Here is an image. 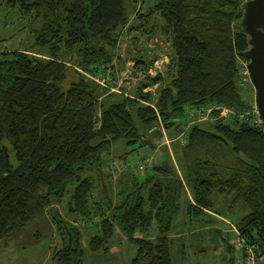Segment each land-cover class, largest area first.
<instances>
[{
    "label": "trees",
    "instance_id": "16d2710c",
    "mask_svg": "<svg viewBox=\"0 0 264 264\" xmlns=\"http://www.w3.org/2000/svg\"><path fill=\"white\" fill-rule=\"evenodd\" d=\"M245 1L18 0L41 29L35 49L0 52V247L46 217L40 221L53 224L61 239L52 242L47 264H87L89 251L112 249L117 225L137 247L132 264H172L168 234L185 200L187 213L199 216L205 209L221 215L214 209L221 199L228 211L247 212L231 224L232 241L218 228L234 254L231 264L248 256V246L264 264V121L256 122L257 114L240 120L213 111L207 121L188 115V122L197 123L189 125L185 143L177 130L170 149L157 144L159 118L145 103L152 93L143 91L161 84L156 106L169 130L187 106H199L206 115L217 103L249 110L251 98L238 86L237 67L249 48L241 26ZM123 32L135 35V44L141 35L151 40L155 60L132 57L146 73L162 52L171 57L165 80L161 71L148 74L147 82L132 90L141 101L111 92L76 69L105 71ZM157 35L167 48H153ZM71 61L74 67L67 64ZM247 85L254 94V86ZM215 117L212 126H203ZM124 139L139 143L143 153L109 155L111 145ZM147 155L151 159L140 169L121 165ZM62 200L66 215L55 206ZM107 206L115 210L112 216L98 213ZM98 214L99 230L83 244V225L73 219ZM155 228L158 235L152 238ZM37 237L39 230L31 239Z\"/></svg>",
    "mask_w": 264,
    "mask_h": 264
},
{
    "label": "rangeland",
    "instance_id": "374dc122",
    "mask_svg": "<svg viewBox=\"0 0 264 264\" xmlns=\"http://www.w3.org/2000/svg\"><path fill=\"white\" fill-rule=\"evenodd\" d=\"M11 1H15L17 3L12 4ZM133 16L134 15H132V17ZM40 29V20H38L34 16V14L23 12L21 6L18 3V0H0V52L35 49L36 37L39 34ZM134 36L135 35L133 34H124V32L121 35L120 42L113 51L114 58L108 65L109 68L105 69V71L103 72V84L99 83L93 78L100 73H89L78 67L76 69L83 72L95 83L100 84L111 92L117 91L121 94L131 96L132 98L139 100L140 98L137 97L135 93L132 92V90L135 91L137 88H140L143 83L147 82L148 78L146 71L141 69L143 68V66L138 64L137 61L132 57L133 55L135 57H140L143 54L145 58L149 60H155V54L153 52V49L149 47L152 45L150 44L151 40H148L147 36L145 37L144 35H141V38L137 42V44L134 43ZM158 36L159 35H157V38H154V42L158 43L153 45V48L155 46H159V44L164 48L167 47L165 43H162V41H160L162 38L160 39V36ZM164 61L165 60H163V63ZM67 64L74 67L75 62L71 61L67 62ZM168 64L166 65V68L163 67L162 76L165 77L164 80L166 79V77H168ZM140 73H142V76L139 77ZM162 83L164 87L165 81H163ZM104 84H112L113 87L111 88ZM238 86L243 90L245 94L250 95L251 98V107L249 110L245 111V113L253 111L255 108V97L253 96L254 94L250 87L247 85L246 80H242V77L240 75L238 78ZM146 89L147 88H144L143 91L152 93V100L150 102L146 101V105L153 104L157 108L156 102L160 97L161 84L155 83L154 85H152V89ZM207 120L208 118H206V121ZM216 121L217 119L215 117L213 121L206 122L203 126L208 128L212 126V122ZM178 129L179 127H177L176 124L170 130H174L175 133ZM170 130L168 129L167 135L171 138L172 136L169 135ZM124 140L125 141H118L115 144L111 145L109 155H114L116 157L125 155L127 157L129 156L130 158H134L136 154L143 153L144 148L139 147V143L135 144L139 149L136 152H132L131 149L136 146H133L134 144L128 145L127 140ZM165 143L169 145L170 149L173 147L172 140L169 139V142ZM164 145L165 144H162L161 146ZM173 149V152L175 153V148ZM159 152L160 151H157V153ZM178 157L181 158L179 154ZM175 158L177 160V157ZM179 168L181 167L179 166ZM128 173L129 171L123 174L128 175ZM186 203L187 202L185 200V204L177 213V217L173 222V228L168 234L171 239L172 264H229L228 258L232 257L234 254L228 251L225 245L222 246L218 235L219 230L217 228L222 229L230 237L229 241H232L233 238H235L236 234L232 230L231 224H238V222L247 212H244L242 209L237 207H235L233 211H228L230 210L227 208L228 203L220 199L218 200V203L215 204L214 209L218 210L219 213L223 215V218L219 219L213 215L206 214L212 219L213 223L212 226H206L205 228L204 226L206 225V223H201L205 214L199 216L189 215L187 213L188 203ZM55 206L56 208L60 209V211L64 215L67 214L66 200H62L61 202L56 203ZM75 217L76 218L71 219L79 223L78 226H81V224L83 225V244H86L90 237L97 234V230H99L98 227L90 226L95 225L94 222L96 218L91 217L87 220L79 218L77 216ZM40 218L42 219L46 217ZM40 218L38 219V221H34L32 225H30V227L28 226L26 230L13 233L9 239L3 242L0 247V264L48 263V259L46 258L50 256L49 252L52 242L57 244L61 239H58V237L56 236L55 226H53V224H51L49 221L45 222L44 219L41 222ZM77 218L79 219V222L78 220H75ZM36 230L40 231V237H37L36 240L33 241V239H31V236L35 234ZM151 234L152 237H156V235H158L157 228L152 230ZM180 236H183V238H180ZM128 244L129 246L125 248V244L114 245L113 243V247L117 249V252L114 255L117 257V259L112 258L111 255L104 254L103 252L89 251L87 255V264H132L134 257H136L137 247H135L133 243L129 242ZM45 259L47 260V262Z\"/></svg>",
    "mask_w": 264,
    "mask_h": 264
},
{
    "label": "built area",
    "instance_id": "2783aa9c",
    "mask_svg": "<svg viewBox=\"0 0 264 264\" xmlns=\"http://www.w3.org/2000/svg\"><path fill=\"white\" fill-rule=\"evenodd\" d=\"M163 60H165L164 63H163ZM169 61L170 60H169L168 56L163 55L161 58H159L155 61L154 66L151 69H149L147 75L149 74L151 76H155L157 73H159V71L162 72L163 67L166 68V65L169 63ZM158 63H160V64H158ZM247 64H248V60L246 58L239 59L237 62L238 72H239V75L242 77V80H246L247 84H252L251 77H250V71L247 67ZM107 68H109V67L107 66ZM103 72L100 73L99 75H97L96 77H93L96 81H98L101 84H103V82H104V77L102 76V75H104ZM140 75L142 76V73H140ZM104 85L111 87V88L113 87L112 84H104ZM149 89H152V87H148L146 90H149ZM151 105L155 108L156 113H157L158 118H159L158 127L161 129L162 136L160 137L159 140H157V144L159 146H161L165 142H169L170 137H168V135H167L168 134V128L164 125V123L162 121L163 119H162L158 109L153 104H151ZM202 111H203V109L200 108L199 106H196V105L187 106L186 107V115L182 118H175L174 119V121L177 124H180V123L183 124V126L178 129V136H177V139L180 140L182 143H185L186 133L190 127L189 125L197 123V121L206 120V118H208L209 114L212 113L213 111H216L219 114L224 115V116H227V115L232 113L231 115L237 116V118L240 120L241 119L242 120H248L249 118H251V117L255 116V114H257L259 116V118L258 117L255 118V121L256 122L259 121L260 123H262L264 121L260 117L256 105H255V108L253 111H249L246 113L245 112L244 113L236 112L235 110H232L231 108L227 107L226 105L219 104V103L211 105L210 108L206 109V111L208 112L207 115L202 114ZM195 114L200 115L199 118L197 119V121L192 120V121L188 122L187 121L188 115L195 116ZM100 116H101V114L99 113V117ZM155 128L156 127H154V129ZM157 151H158V149H157ZM150 159H151V156L147 155V156H145L144 159L140 160L137 164L135 162H129V163L127 162V163H122L121 165L140 169L145 164H148ZM237 244L239 247H241L243 245V239L238 237L237 238ZM253 247L254 246H248V248H249L248 256L244 259L238 260V264H263V263L258 262L257 259L254 257Z\"/></svg>",
    "mask_w": 264,
    "mask_h": 264
},
{
    "label": "water",
    "instance_id": "95a60500",
    "mask_svg": "<svg viewBox=\"0 0 264 264\" xmlns=\"http://www.w3.org/2000/svg\"><path fill=\"white\" fill-rule=\"evenodd\" d=\"M242 10L241 26L249 38V48L243 54L255 87V104L264 120V0H246Z\"/></svg>",
    "mask_w": 264,
    "mask_h": 264
},
{
    "label": "crops",
    "instance_id": "0c3cea01",
    "mask_svg": "<svg viewBox=\"0 0 264 264\" xmlns=\"http://www.w3.org/2000/svg\"><path fill=\"white\" fill-rule=\"evenodd\" d=\"M165 48H167V47H165ZM161 55L163 56V55H167L168 56V53H166V52H162L161 53ZM168 58H169V60H170V56H168ZM144 73V72H143ZM141 75L139 74V77H140ZM169 135L170 136H174V130H170L169 131ZM110 181H111V179H110ZM125 181V180H124ZM105 182L108 184V186H109V184H112L113 185V182H109V181H107V180H105ZM126 182H128V180L126 181ZM119 184V183H118ZM113 187H114V185H113ZM96 195H99L98 194V192L96 193ZM187 196H188V199L190 200V202H193L194 203V200H193V197H192V194H191V191L188 189L187 190ZM114 212H115V210L113 209V207H110V206H107V207H103V210L101 211V212H98V213H102V214H107L108 216H112V214H114ZM100 214H98V215H96V216H94V218H96V220H97V222L100 220ZM204 218L202 219V221H201V223H206V225L205 224H202V225H205L204 227L206 228V226H212V223H213V221H212V219L209 217V216H207L206 214H208V215H213V216H216L217 218H219V219H222L223 217V215L221 214H217V213H215V212H212V211H210V210H207V209H205V211H204ZM202 215V214H201ZM82 223V222H81ZM87 225V224H86ZM82 226V225H81ZM91 227H94V226H96V225H90ZM218 229V228H217ZM201 237V236H200ZM152 238H155V237H152ZM180 238H183V236H180ZM220 239V241H221V244H222V246H224V241H223V239L222 238H219ZM130 241L128 240V237L125 235V234H123V232L120 230V228L118 227V225H117V233H116V236H115V240H114V245L115 244H125V248L126 247H128L129 246V243ZM130 243H132V242H130ZM226 247V249L228 250V251H230L231 249H229V247H227V246H225ZM117 252V249H115V247H113L111 250H109V251H107V252H103L104 254H109V255H111V257L112 258H115V259H117V257L116 256H114L115 255V253ZM231 252V251H230ZM120 259H121V257H120ZM228 263L229 264H231L232 262H231V259L230 258H228Z\"/></svg>",
    "mask_w": 264,
    "mask_h": 264
},
{
    "label": "clouds",
    "instance_id": "9594fccd",
    "mask_svg": "<svg viewBox=\"0 0 264 264\" xmlns=\"http://www.w3.org/2000/svg\"><path fill=\"white\" fill-rule=\"evenodd\" d=\"M247 59V58H246ZM248 60V59H247ZM254 86V85H253ZM149 87H152V85H149ZM148 88V87H147ZM255 88V87H254ZM254 97H255V92H254ZM140 100V99H139ZM141 101V100H140ZM256 105V104H255Z\"/></svg>",
    "mask_w": 264,
    "mask_h": 264
},
{
    "label": "bare ground",
    "instance_id": "6f19581e",
    "mask_svg": "<svg viewBox=\"0 0 264 264\" xmlns=\"http://www.w3.org/2000/svg\"><path fill=\"white\" fill-rule=\"evenodd\" d=\"M255 92V91H254Z\"/></svg>",
    "mask_w": 264,
    "mask_h": 264
}]
</instances>
